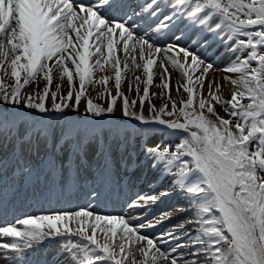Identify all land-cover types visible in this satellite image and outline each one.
Instances as JSON below:
<instances>
[{
	"label": "snow or ice",
	"instance_id": "6c2138e0",
	"mask_svg": "<svg viewBox=\"0 0 264 264\" xmlns=\"http://www.w3.org/2000/svg\"><path fill=\"white\" fill-rule=\"evenodd\" d=\"M209 35L231 45L234 58L223 69L208 58ZM163 38L175 43L163 45ZM105 65L115 94L107 88L113 77L101 76L98 95L107 100L100 104L86 86ZM169 65L182 80L176 98ZM154 68L156 87L166 90L152 93L167 97L160 106L149 94ZM214 69L236 74L224 76L230 99L215 80L204 95ZM129 72L138 99L121 90ZM0 129V148L8 131L21 142V155L47 156L51 140L53 155L58 145L63 153L56 156L61 166L75 156L77 172L95 160L100 173L99 187L82 190L75 208L0 226V264H264V0H142L135 8L124 0H0ZM146 169L171 177L169 186L157 192L153 181L149 191H135ZM113 177L124 198L118 210L104 212ZM174 193L185 203L153 214ZM172 211L189 216L159 237L145 231L171 220ZM53 246L60 249L55 260L29 259Z\"/></svg>",
	"mask_w": 264,
	"mask_h": 264
},
{
	"label": "bare ground",
	"instance_id": "6f19581e",
	"mask_svg": "<svg viewBox=\"0 0 264 264\" xmlns=\"http://www.w3.org/2000/svg\"><path fill=\"white\" fill-rule=\"evenodd\" d=\"M91 0H78L80 3H88ZM93 2V1H91ZM212 38V39H211ZM216 38L214 36L209 35L208 42L210 40H215ZM172 43H175V41L169 39ZM182 43H187V41H182ZM229 50V49H228ZM118 55H123L121 52H119V46H118ZM160 56L163 55V53L159 54ZM233 55V53L229 52V56ZM93 60L95 57L92 58ZM137 60L139 62V59L137 57ZM231 60V59H230ZM227 61V60H226ZM91 62V61H90ZM123 67V65H121ZM154 71L157 72L158 77V83H156V80L153 82V87L156 88V85H159L161 83L160 75L158 74V70L154 68ZM169 71L171 72V76L173 73H179L176 70H173L171 66L169 65ZM142 72V69H137L136 74H139ZM132 74L129 72L127 75ZM228 75L231 76V78H236V74L232 75L225 73L224 71H219L218 74H211L209 73L208 81L215 80L219 82L224 88L228 89L230 88V82L227 80H224V76ZM130 76V75H129ZM127 78V77H126ZM7 80V78H5ZM133 79V78H132ZM124 80V79H123ZM131 80V79H130ZM128 80V81H130ZM174 80V79H173ZM172 79L170 80V88L173 92H175L176 86L175 82ZM43 81V80H41ZM58 80H54L52 89L55 90L56 83H58ZM140 85V84H139ZM45 86V82L43 81V84H39V88L42 89ZM76 86L78 87V82L76 83ZM128 86V85H127ZM135 86V85H134ZM151 86V87H152ZM37 85L35 83L31 84L30 86H27V91L31 92L34 89H36ZM88 89V94L93 98L95 103H100L98 99L95 97V90L96 85L89 84L86 86ZM126 87V86H125ZM140 87V86H139ZM128 88V87H127ZM160 90V87H157ZM152 89V88H151ZM62 94H66L68 91V83L67 78L65 77L63 85H62ZM122 90V88H121ZM157 91V90H156ZM166 91V90H163ZM209 91V89H208ZM161 92V91H160ZM115 94V90L112 93ZM172 94V93H171ZM95 99H94V97ZM174 95V94H173ZM176 96V95H175ZM134 99L137 98V94L134 95ZM152 100L157 104V98L152 97ZM151 100V101H152ZM167 100L166 96H163L159 98L158 105L165 103ZM149 101L145 100V110L147 111ZM106 104V103H105ZM118 114V113H117ZM35 129H33L34 131ZM3 129H0V132H2ZM9 132V131H8ZM13 132V131H11ZM63 140V139H61ZM85 143H87V140H85ZM49 147L52 148L51 140H49ZM59 148V145L57 146ZM2 149L0 148V151ZM36 152H34L35 155ZM31 154L24 153L22 156H20L16 161L13 162L12 166L7 171L8 173V179L14 183L12 185L13 188L18 187V184H22L21 187H19L13 197L5 203V200L2 201L3 203H0V224L1 222H7L10 223L13 221V219L20 214H26L29 215L33 212H38L36 215L41 214L39 211H48V210H55V209H67V208H75L77 204L83 203L81 196L82 190H87L93 186V184H97L100 182V173L98 170H94L96 168L95 166V160H92L91 162L84 161L82 163V166L79 169V172H77V164L70 169V166L66 162L64 165L67 167V172L64 175V177H60V179H57V175L55 177V174L51 175L49 179H47L46 182L43 183L42 175L38 174L37 176H32V172L34 170V166H32L31 163H29V160H31ZM32 155V156H34ZM8 158L4 159L2 163H5L4 169L9 167V162L7 160ZM98 159V154H97ZM5 161V162H4ZM37 163H34L36 165ZM22 167V171L19 173V168ZM61 169V168H60ZM89 170H91L89 172ZM61 173V172H59ZM19 178V180H17ZM171 177L164 178L159 177L155 173L145 170V178H142L138 181H136V189L135 191H149V184L153 183L155 181L156 184H162L163 186H169ZM106 189V188H105ZM104 189V191H105ZM157 190V189H156ZM125 193H127L128 189L125 187L124 189ZM8 194V193H7ZM36 195V199L34 201L31 200V196ZM105 195L107 196V192L105 191ZM8 196V195H5ZM4 196V197H5ZM31 197V198H30ZM124 196L120 193V200L121 202L123 200ZM185 202L183 199L179 198L177 194L174 193V195L170 198H166L161 203L156 205L154 207L153 214L158 215L161 212H166L169 210H172L175 208L176 205H183ZM118 210L117 203L109 202L108 199H105L103 203L100 205V210L104 212H111L113 210ZM25 215V216H26ZM33 215V214H30ZM172 219L169 221H165L163 224L157 225L155 229H146L145 231H148L150 235H156L159 237L161 232L164 231H170L177 227V225L187 216H189V213L187 212H176L172 211L171 213ZM179 235V232L177 233ZM44 255V253H42ZM46 258L49 260H52L54 256H47Z\"/></svg>",
	"mask_w": 264,
	"mask_h": 264
},
{
	"label": "rangeland",
	"instance_id": "374dc122",
	"mask_svg": "<svg viewBox=\"0 0 264 264\" xmlns=\"http://www.w3.org/2000/svg\"><path fill=\"white\" fill-rule=\"evenodd\" d=\"M124 2L130 7V8H135L139 3H141L142 2V0H124ZM181 27H183V25L181 24L180 25ZM202 36L204 35L203 33L201 34ZM170 43H172L169 39H162V44L163 45H167V44H170ZM231 47V45H227L226 46V43L225 42H222V41H220V40H218V39H216L214 42H212V43H209V48H208V58L211 60V61H213L214 62V65H215V67L216 68H220V69H223L224 67H225V65H227L228 63H229V61H230V59H233L234 58V54L233 55H230V57H228L229 56V48ZM181 57H182V54H181ZM227 60V61H226ZM105 69H106V71L105 72H100V71H97L95 74H94V82H93V84L94 85H96V90H95V97L98 99V101H100V104H105L106 103V100H107V93H105L104 94V96H100V95H98L99 93H102V92H104V88H105V86L104 85H102V84H100L98 81H99V79H100V77L101 76H103V75H105V74H108V75H110V76H112L113 78L112 79H110L109 81H108V84H107V88H109L110 90H111V92L113 93V91L115 90V87H114V75H113V72H112V70L108 67V65H105ZM218 72L219 71H215V69L214 70H212L210 73L211 74H218ZM199 73H197V75H198ZM227 74H230V73H227ZM130 75V76H129ZM129 75H127L126 77H124L123 79H122V84H121V88H122V91L124 92V94L125 95H130L131 96V98H133L134 99V95H136V91H135V81L132 79L133 78V75L132 74H129ZM137 75H140L141 77H142V79H146V77H143V72H141V73H139V74H137ZM232 75H235V74H232ZM133 80V89H132V91L131 92H129V81L128 80ZM157 79V80H156ZM171 79L175 82V86H176V88H177V86H178V83H180V82H182V80H181V76H180V73H173V75L171 76ZM156 80V83H158V77H157V75H155L154 76V81ZM153 81V82H154ZM39 84H43V81H40V83ZM128 85V86H127ZM126 86V87H125ZM140 87V95L142 96L143 95V89H144V87H145V85H144V83H140V85H139ZM152 86V85H151ZM151 86H149V94H150V98H151V100H152V97H155V98H157V104L152 100L151 101V103H153V104H155V105H157V106H159L158 105V100H159V98H161V97H158V96H153L152 95V93H161L163 90H160L159 88H154L153 86L151 87ZM128 87V88H127ZM152 88V89H151ZM157 90V91H156ZM161 91V92H160ZM232 91H233V86L231 85V83H230V88H228V89H226V88H224L223 86L221 87V90H220V94L222 95V97L224 98V99H230L231 98V94H232ZM61 93H62V90H61ZM171 95L173 96V98H176L177 97V93H176V89H175V92H173L172 90H171ZM203 93H204V95L205 96H207V94H208V80H206L205 81V84H204V88H203ZM174 94V95H173ZM183 94V96H184V98H186L187 97V94L186 93H182ZM176 95V96H175ZM93 97H94V95H93ZM95 97H94V99H95ZM216 110H217V112H219V114H220V116H223V117H225V118H229L226 114H225V112H224V110H223V108L222 107H220V106H217V108H216ZM118 115V114H117ZM29 119V121H31V117H29L28 118ZM15 136V133H13L12 134V136L11 137H14ZM165 139L167 140L168 138L165 136ZM174 143H179V140L178 139H176V140H174L173 141ZM115 179H117L116 177H113L107 184H105V185H107V188H106V191H107V196H108V201L109 202H117L115 199H113V200H111L110 199V196H114L115 195V193L117 194L119 191H118V189H119V187L118 186H116L115 184H114V181H115ZM123 183L126 185L127 184V178H125V180L123 181ZM99 185H100V183L98 184H96V186L97 187H99ZM160 185V187H158L157 188V192H159L162 188H166L167 186L165 185V186H163L162 184H159ZM109 186V187H108ZM113 190H114V192L115 193H113ZM77 196H81V195H77ZM32 197V198H31ZM30 198H31V200L32 201H34L36 198V195H33V196H31ZM83 201V200H82ZM39 212H41V213H43V212H45V211H39ZM38 212H33V213H30V214H33V215H36ZM29 214V215H30ZM26 215V214H25ZM25 215L24 214H20L19 216H17V217H15L14 219H13V221H12V223L17 219V218H23V217H25ZM27 216V215H26ZM151 218V217H150ZM3 226H7L6 225V223L5 224H3ZM55 243V242H54ZM45 253V254H47L48 256H57L59 253H60V249H59V247L58 246H53V247H51V248H44V249H42L41 250V253ZM41 253H38V254H33L34 256H33V258H35V260L36 259H40V258H44V257H42L41 256ZM67 257V253H65L64 255H61V256H59V258L61 259V260H64L65 258ZM57 258V257H56ZM29 259H30V257H29ZM45 259H47V258H45Z\"/></svg>",
	"mask_w": 264,
	"mask_h": 264
}]
</instances>
